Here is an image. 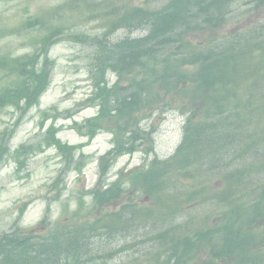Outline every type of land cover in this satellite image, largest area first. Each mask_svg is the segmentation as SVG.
<instances>
[{
    "label": "trees",
    "instance_id": "obj_1",
    "mask_svg": "<svg viewBox=\"0 0 264 264\" xmlns=\"http://www.w3.org/2000/svg\"><path fill=\"white\" fill-rule=\"evenodd\" d=\"M227 2L170 0L159 11L121 8L117 11L121 12L118 22L110 27L115 31L135 22L134 25L149 26L147 35L124 39L110 48L104 42L96 44L92 61L95 90L88 102L99 106L98 116L83 126H75L89 138L99 130L113 134L115 146L105 156L110 159L100 162L101 174L106 173L110 160L121 154L133 153L143 144L149 146L148 152L152 150L151 133L141 130L139 122L166 100L187 116L182 140L169 159H154L145 170L135 173L130 178L131 187L157 203L161 199L166 203L164 195H171L169 192L180 181H190L189 186L195 190L187 200L204 190V179L215 177L222 181V187L202 204L204 210L216 209L209 213L216 215L213 223L201 230L202 227H191L185 221L169 222L148 237L151 247L145 264L263 263L264 153L248 147L242 155L248 153L244 157L249 165L240 171L230 163L240 155L238 126L253 134H264V88H236L244 79L246 82L264 75V35L251 31L213 44L215 31L225 21L223 10ZM260 2L264 4V0ZM27 25L48 27V34L36 39L40 49H46L63 31L60 24L41 18L28 21ZM192 35H205L211 43L207 47L194 45L190 41ZM39 63L37 55L12 60L0 57V65H8L15 74L9 87L0 91V108L18 107L22 101L28 108L36 102L47 87L49 75L48 60L40 67ZM108 72L116 78L110 87ZM55 132L50 127L38 146L53 144L63 150ZM214 148H223L218 156L228 161L224 167L228 169H205L210 157H203L202 152L205 150L208 155ZM259 155L261 159L257 158ZM124 192L122 178L104 190L95 189V206L108 205ZM163 217L164 214L152 216L147 208L129 204L118 212L104 213L93 222L55 228L47 237L32 233L1 236L0 264H86L96 256V237L115 239L132 231L137 223L143 224L140 218H154L155 223Z\"/></svg>",
    "mask_w": 264,
    "mask_h": 264
},
{
    "label": "rangeland",
    "instance_id": "obj_2",
    "mask_svg": "<svg viewBox=\"0 0 264 264\" xmlns=\"http://www.w3.org/2000/svg\"><path fill=\"white\" fill-rule=\"evenodd\" d=\"M66 1L0 0V29L3 32L0 39V54L14 57L32 52L31 41L41 32L21 29L23 22L28 16L35 17L40 13L47 15L50 20L54 19L57 17V9L51 10V8ZM167 2L168 0H69L67 2L64 11L66 22L62 25L65 31L60 36L62 40L49 50V58L53 65L50 66L48 88L39 98L37 105L24 114L14 108L0 110V147L6 148V152L8 149L7 154L0 157V234L25 232L32 228L45 232L56 222L68 225L74 222L73 214L79 198L85 203L80 218L94 220L98 216L95 210H88L90 198L87 196V191L98 178V159L111 148V136L108 133H100L89 145L83 147L84 167L81 174L75 171V163L80 160L78 153L74 155L73 161L68 162V159H64L55 148H47L29 157L25 156V163L20 166L19 161H23L24 157H16L14 150L36 145L39 142L43 136L39 129L41 122L44 123V127H47L51 121L60 126L57 136L63 143L69 145L84 143L85 139L80 138L70 128V124L73 120L78 123L83 122L94 116L97 111L84 104L91 92L90 63L96 49L95 44L104 42L106 47L110 48L112 44L126 38L145 36L148 25H134L135 22L126 23L127 25L120 26L114 32L110 26L118 22L117 15L121 12L117 11L121 8L124 10L135 7L150 11L161 10ZM228 7L223 10L224 19L228 18V21L215 32L213 44L221 43L223 38L234 37L237 33L246 35L250 30L264 31V8H255L253 0H232L227 15L225 11ZM6 30L13 31L6 36ZM190 41L194 45L204 46L211 43L206 42L205 37L200 38L195 35ZM107 78L109 84H112L113 76L109 74ZM9 81L10 78L0 74V87L8 85ZM67 112L72 116L71 118L67 117L69 116ZM184 120L185 116L180 113L176 105L164 100L149 118L139 122L142 130L152 132V152L149 157L144 151H140L131 157L122 156L116 161L107 174V181H113L116 176L122 175L121 177L125 179L123 182L125 192L122 199L105 210L117 211L120 205L134 201L138 206L146 207L152 216L164 214V217L163 220L159 219L155 223L152 221L154 218H140L143 224L137 223L132 231L126 232L124 238H117L110 243L104 239H97L96 244L103 248V251L99 253L100 258L96 259L94 264H144L148 257L145 251H149L151 247L148 237L167 226L172 219H175V214L183 216L175 222L181 223L187 220L188 225L200 226L201 230H204L206 225L212 224L211 219L216 215L210 216L209 213L216 209L201 210L198 208L199 204L193 203V198L198 202L209 198L220 184L215 178L204 179L203 185L206 181L204 190L197 192L191 200L187 198L195 190L182 188L189 186L190 181H180L178 187L169 192L172 193L171 195H164L167 198L166 203L162 199L161 203H157L142 195L140 191H133L129 183V176L138 173L140 166L143 167L145 162L153 158L165 161L173 154L181 140ZM142 148L147 151L149 146L143 144ZM54 182L56 187L52 186ZM58 193L59 198L54 199ZM175 202L178 210H168L170 206L176 204ZM42 220L44 226L40 225ZM103 257L105 258L102 259ZM262 264H264V256Z\"/></svg>",
    "mask_w": 264,
    "mask_h": 264
},
{
    "label": "bare ground",
    "instance_id": "obj_3",
    "mask_svg": "<svg viewBox=\"0 0 264 264\" xmlns=\"http://www.w3.org/2000/svg\"><path fill=\"white\" fill-rule=\"evenodd\" d=\"M237 130H238L237 134L239 136H241V141L238 144V149L240 151V155H238L237 159L234 160V162L230 163V166L233 167L234 169H237V171H240L243 168L248 167V165H249L247 159L244 157V156L248 155V153L242 155V152L243 151L245 152L246 149H248V147H251L252 149L258 148L257 150H255L257 153H258V151H259V153H264V134H260V133L259 134L258 133L253 134L252 132H247L244 130L242 125H241V127L238 126ZM219 150L223 152V148L219 149ZM220 151H218V149L214 148L213 152L212 151L208 152V155H206L205 150H203L202 156L205 158H207V156L210 157L205 162L207 164V165H205V169H208V170L209 169L215 170L218 168L223 169L225 167V165L228 164V163L225 164L226 162H228L227 160L222 161V158L220 156H218V154L221 153ZM260 157H261V155L257 156V158H260ZM224 169H228V167H226Z\"/></svg>",
    "mask_w": 264,
    "mask_h": 264
}]
</instances>
